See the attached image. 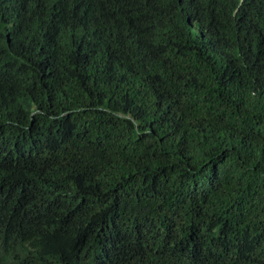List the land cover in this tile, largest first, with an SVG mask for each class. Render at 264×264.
Returning <instances> with one entry per match:
<instances>
[{"label": "trees", "instance_id": "trees-1", "mask_svg": "<svg viewBox=\"0 0 264 264\" xmlns=\"http://www.w3.org/2000/svg\"><path fill=\"white\" fill-rule=\"evenodd\" d=\"M0 264H264V0H0Z\"/></svg>", "mask_w": 264, "mask_h": 264}]
</instances>
